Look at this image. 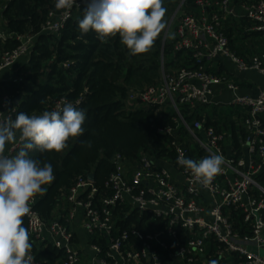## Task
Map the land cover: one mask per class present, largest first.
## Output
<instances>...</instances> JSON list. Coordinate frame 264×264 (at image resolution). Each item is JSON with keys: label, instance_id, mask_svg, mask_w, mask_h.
<instances>
[{"label": "built area", "instance_id": "obj_1", "mask_svg": "<svg viewBox=\"0 0 264 264\" xmlns=\"http://www.w3.org/2000/svg\"><path fill=\"white\" fill-rule=\"evenodd\" d=\"M196 5L200 14L182 19L174 45L177 53H192L194 66L166 73L162 62L161 84L129 96V104L133 106H171L177 115V127L160 132L174 137L171 144L176 153L174 163L144 154L132 164L116 156V169L104 190L84 177L70 189L66 224L58 219L46 223L34 209V199L30 205L32 214L25 217L30 239L57 249L62 255L59 264H164L163 257L167 258L164 252L171 264H209L217 259L221 261L219 264H264V187L258 181L264 174V85L257 96L243 95L236 83L226 76L213 75L206 66L207 62L227 59L240 73L254 71L264 78V47L250 61L231 50L223 31L225 21L238 13L231 0H198ZM83 7L77 0L71 9L52 12L43 32L60 34L74 11ZM240 9L256 23L255 30L263 35L264 41V0L241 5ZM8 38L0 27V43ZM17 38L20 45L0 55V78L30 55L34 38ZM11 80L22 81L18 77ZM219 86L232 94V106L247 112L240 148L235 147L227 134L207 127L205 119L188 121L200 107L218 104ZM14 101L8 95L3 96L0 119L12 118L16 113ZM65 101L61 99L56 109ZM181 106L188 108V114L183 113ZM180 129L203 156L197 159L192 156ZM19 147L17 140L5 155L11 157ZM181 152L185 158L195 160L210 153L222 154L223 171L209 186H202L177 163ZM125 209L126 217L136 211L151 221L158 220L161 229L155 233L120 229L115 211ZM79 218L88 237L85 245L71 230V223ZM148 225L153 227L151 222ZM34 264L44 263L34 257Z\"/></svg>", "mask_w": 264, "mask_h": 264}, {"label": "trees", "instance_id": "obj_2", "mask_svg": "<svg viewBox=\"0 0 264 264\" xmlns=\"http://www.w3.org/2000/svg\"><path fill=\"white\" fill-rule=\"evenodd\" d=\"M197 1L185 0L180 10L186 15H199ZM182 2L164 0L167 25ZM57 11L55 0H0V23L4 25L1 29L9 35L5 42L0 43V55L20 45L18 36L34 38L28 59L14 67L15 76L22 81L15 83L4 78L0 81V104L5 95L21 99L11 119L18 112L38 115L56 110L61 99L86 111L84 134L70 139L62 152H29L30 157L42 164L50 163L56 177L50 185L44 186L46 191L43 195L35 197L34 209L46 223L58 219L66 224L70 189L80 177L87 179L93 175V185L104 190L106 181L116 169V156L132 164L144 154L174 163L176 153L171 146L174 137L160 131L176 128L177 115L159 107L130 105L129 96L132 92L161 84L163 54L166 73L177 71H170L176 68H191L195 61L191 52H175L176 38L169 36L170 33L165 42L164 32L149 53L137 56L129 54L120 43L119 36L101 42L94 32L82 35L77 21L83 17V9L74 11L60 34L43 32L50 14ZM223 31L228 38L227 29ZM183 109V113L188 114V108ZM202 119L204 117L199 112L188 117L189 122ZM205 120L207 127H215L210 117ZM180 133L187 139L182 129ZM236 133L235 130L230 137L235 147L240 148ZM84 142H90V146ZM11 145L6 147V151ZM20 147L12 156L18 154ZM189 147L196 159L203 156L196 145L192 147L190 144ZM259 179L264 180V174ZM126 211H115L120 229H138L144 233L152 230L155 233L161 229L158 220L153 218L151 221L147 215L140 216L136 211L126 217ZM149 222L153 227L148 225ZM24 224L28 227L26 218ZM31 243L36 260L44 264L61 262L62 255L52 245L38 244L32 239ZM164 254L169 258L168 253ZM167 258L163 257V263L171 264Z\"/></svg>", "mask_w": 264, "mask_h": 264}, {"label": "clouds", "instance_id": "obj_3", "mask_svg": "<svg viewBox=\"0 0 264 264\" xmlns=\"http://www.w3.org/2000/svg\"><path fill=\"white\" fill-rule=\"evenodd\" d=\"M77 0H55L57 10L71 9ZM83 17L77 21L82 35L94 32L101 42L119 36L129 54L149 53L165 32L167 8L164 0H80ZM10 103V101L6 102ZM86 111L71 102L42 114L18 112L14 119H0V264H34L29 227L24 218L32 214L31 202L43 195L45 185L55 179L50 163L29 156V152H62L70 139L85 132ZM22 145L18 154L6 156V147ZM90 146V142H84ZM177 163L194 181L209 186L223 171L222 154L210 153L199 160L185 158ZM209 264H217L210 260Z\"/></svg>", "mask_w": 264, "mask_h": 264}, {"label": "crops", "instance_id": "obj_4", "mask_svg": "<svg viewBox=\"0 0 264 264\" xmlns=\"http://www.w3.org/2000/svg\"><path fill=\"white\" fill-rule=\"evenodd\" d=\"M236 6L238 13L234 18H228L224 23V28L228 31L230 48L239 57L250 61L255 55L263 52V35L255 30L256 23L249 20L242 10L241 5L252 4L257 0H231ZM227 27V28H226ZM23 62V61H22ZM207 68L215 76H226L230 81L240 87V93L243 95L257 96L264 85V78L254 71L240 73L237 68L227 59H219L213 62H207ZM12 70L5 71L3 75L11 73ZM8 75L4 79H12ZM10 77V78H8ZM217 105L207 106L200 114L204 119L210 117L215 123L217 130L232 136L237 131L239 139H242L244 132V121L247 115L246 110L232 106V94L224 86L216 88ZM71 230L77 236L81 245H85L87 234L83 229L81 219L71 223Z\"/></svg>", "mask_w": 264, "mask_h": 264}, {"label": "rangeland", "instance_id": "obj_5", "mask_svg": "<svg viewBox=\"0 0 264 264\" xmlns=\"http://www.w3.org/2000/svg\"><path fill=\"white\" fill-rule=\"evenodd\" d=\"M184 1V0H183ZM185 2V1H184ZM181 9V8H180ZM177 11V10H176ZM175 11V13L173 14V16H174V18H173V16L171 17V19L173 18V20H172V23H171V25H170V28H169V31H168V34L170 33V35L169 36H173V37H175L176 38V29H177V26L179 25V23L182 21V19H184V17L186 16V14H185V11H182V10H179L178 12H176ZM171 19H170V21H171ZM170 21H169V23H170ZM169 23H168V25H169ZM168 25H167V28H168ZM0 27L1 28H4V25H3V22H1L0 23ZM167 28H166V30H165V33H166V31H167ZM168 34H167V36H168ZM164 38H165V35H164ZM164 42H165V40H164ZM162 62H164V54L162 55ZM207 65V64H206ZM15 68H13L12 69V71H11V73H9V74H5V75H3V76H1V78H0V81H2L3 80V78H7V76L8 75H11L10 77L12 78L14 75H16V72H15ZM174 70H178V68H176V69H172V70H170V71H174ZM6 73V72H5ZM10 77H8V78H10ZM17 77V76H16ZM205 107L206 106H202V107H200L199 109H198V111H196V112H199L200 113V111L202 110H204L205 109ZM184 107L183 106H181V109H182V111H184V109H183ZM207 108V107H206ZM162 110H171V111H173V109L171 108V106H164V107H162ZM201 111V112H202ZM174 112V111H173ZM184 114H185V112H184ZM187 144L188 145H190L191 144V146L193 147V146H195V144H194V142L190 139V138H188L187 137ZM259 181V183L264 187V180H261V179H259L258 180ZM208 252H209V250H208ZM262 255H264V253L262 252ZM215 261H217V264H219L221 261L220 260H215ZM228 264H230V262L228 263Z\"/></svg>", "mask_w": 264, "mask_h": 264}, {"label": "water", "instance_id": "obj_6", "mask_svg": "<svg viewBox=\"0 0 264 264\" xmlns=\"http://www.w3.org/2000/svg\"><path fill=\"white\" fill-rule=\"evenodd\" d=\"M184 1H185V0H184ZM184 1H183V2L181 3V5L178 7V9H177L176 12H178V11L180 10V8L182 7ZM175 14H176V13H175ZM174 16H175V15H174ZM174 16H173V18H174ZM173 18L171 19V21H170V23H169V25H168L167 31H166V33H165V38H164V40H166V38H167V34H168V31H169V28H170V25H171V23H172ZM20 100H21V99H20L19 97L15 98V101H14L15 104L19 105V104H20ZM89 178H90V180H92V181H93V179H94L93 175H90ZM251 250H254V249H251Z\"/></svg>", "mask_w": 264, "mask_h": 264}]
</instances>
